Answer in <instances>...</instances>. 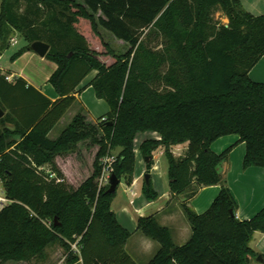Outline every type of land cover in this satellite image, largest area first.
<instances>
[{
	"label": "trees",
	"instance_id": "1",
	"mask_svg": "<svg viewBox=\"0 0 264 264\" xmlns=\"http://www.w3.org/2000/svg\"><path fill=\"white\" fill-rule=\"evenodd\" d=\"M0 1L2 46L15 31L25 40L9 61L37 40L48 42L46 57L58 66L49 81L59 94L52 101L25 79L12 83L0 71V106L8 110L0 119V181L11 200L0 209V260L29 261L57 241L69 264H136L124 250L131 232L112 208L119 186L108 193L109 185L100 187L97 179L101 157L120 147L114 173L131 184L136 135L153 131L161 138L139 146L148 173L154 152L163 147L170 192L188 195L182 207L192 234L178 245L156 214L139 216L138 230L161 245L148 264H251L260 255L249 243L255 231L264 232V207L250 219L236 216L239 205L222 172L236 144L221 153L213 144L238 135L246 144L243 167L264 168V82L249 75L264 55V15L250 13L241 0ZM217 11L228 23L215 19ZM101 27L128 43V50L115 49ZM94 70L90 84L110 106L101 117L106 119L91 124L80 113L50 139L75 102L76 87ZM89 136L100 149L93 175L77 189L39 169L48 165L64 179L56 156ZM185 142L187 152L176 156L172 147ZM210 185H220V192L199 214L186 201ZM142 193L150 201L159 198L152 179H144Z\"/></svg>",
	"mask_w": 264,
	"mask_h": 264
},
{
	"label": "crops",
	"instance_id": "2",
	"mask_svg": "<svg viewBox=\"0 0 264 264\" xmlns=\"http://www.w3.org/2000/svg\"><path fill=\"white\" fill-rule=\"evenodd\" d=\"M241 2L245 9L250 13L256 16L264 15V0H241ZM102 28H100V30L102 34L105 35ZM104 31L108 32L112 37H114V40L124 42L123 40L118 39L110 31L106 29ZM5 52L6 50L4 51V53L0 54V71L1 74L6 76V79L9 82L13 83L16 81V79L21 77L27 81V85L34 86L37 90H39L42 94H44L52 101H56L59 98L58 92L49 81L51 75L58 67L54 61L47 60L46 57L40 56V61L46 62V64H43L41 70L34 72L29 70V68L26 66L27 64L25 63L26 60L28 61L29 59L36 57L38 55L36 52H34L33 50H28L14 62H6L2 60ZM5 67L6 70H8L7 73L3 71L5 70ZM96 75L97 70L92 71L76 87V100L68 108L65 114L59 119L55 127L49 133L50 139H57L59 135L72 122L75 116L80 113L86 116L88 123L95 124L99 121V118L110 111L109 104L104 99H100L96 96L95 90L90 84ZM249 75L256 82H264V55L259 60V62L250 70ZM7 111L8 110H5V114ZM7 125L10 128H13L12 124ZM1 127L3 128V125L0 122V128ZM154 133L155 132L147 131L140 132L139 135H146L148 136L147 138H159V134L153 136ZM143 140L144 139H142V141ZM233 144H236V146L231 152L229 170L227 172V181L239 205L236 216L240 220H245L253 217L261 208L264 207V168L259 166H251L245 169L243 167V159L246 153V144L239 143L238 135L231 134L221 137L213 144V150L217 153H221ZM91 149L94 152L90 158L91 168L93 170H87L88 174L86 177H84V180L82 182L93 175L94 161L100 149V146L98 143H94ZM140 154H136V157L139 159V165L141 163L142 165H146L143 156L141 157ZM154 159H156V161L152 170H156L159 168L161 171L162 168H160V166L162 165L160 164L161 162L158 159L157 155L154 156ZM55 161L63 174L71 181L72 173L69 169V162L72 161V157L67 156L63 158V156L57 155ZM146 166H139L140 168L137 167L134 180L131 184L124 182L126 184L125 192L131 197L130 204H132L133 210L128 206L121 207L118 212L113 209L120 224L131 232L130 238L124 245V250L129 254L133 262H135L136 264H148L161 247L158 241L146 236L143 232L138 230L137 219L139 216L156 214L159 222L171 229L173 241L178 245L186 243L192 234L191 225L187 217L185 216L184 211L179 208H171L172 201H174L177 197H179L183 202L185 201V198H183V195H173L170 192L169 186L166 187V183H163V178L160 177L159 179L155 180V178L151 174L152 182L154 183V186H156V189L159 193V198L157 200L150 201L142 193L143 183L140 182V180L146 174ZM45 167L47 168L48 165H45ZM122 183L123 181H121L120 184ZM158 185L162 187V191L160 188H158ZM220 189V185H210L202 187L197 195L187 200L186 202L197 213H203L215 200L220 192ZM2 190L5 193L3 185ZM249 244L251 248H253L263 257V259H258V257L252 259L251 264H264V232L255 231ZM76 263L83 264L82 260Z\"/></svg>",
	"mask_w": 264,
	"mask_h": 264
},
{
	"label": "rangeland",
	"instance_id": "3",
	"mask_svg": "<svg viewBox=\"0 0 264 264\" xmlns=\"http://www.w3.org/2000/svg\"><path fill=\"white\" fill-rule=\"evenodd\" d=\"M77 1L83 2L84 0H77ZM23 9H24V7L20 11H22ZM215 19L217 21L223 22V23H228V21H229L228 17L222 11H217L215 13ZM102 30L105 33L104 37H105L106 41L112 43V45L114 46L115 49H117L119 51L128 50V48L130 46L128 43L116 41V40H114V37H112L108 32L104 31L105 30L104 28H102ZM161 42H162V37L159 38L154 43V46L157 49L161 48ZM24 43H25V40L23 39L22 34L19 31H15L10 35V37L8 39L7 48L2 46V42L0 40V54L4 53V51L6 50L2 60L8 62L11 54H13L14 51H16L19 48V46H21ZM46 59L51 60L47 57H46ZM40 60H41V57L37 55L36 57L29 59L28 61L26 60L25 64H27L26 66L29 68V70L35 72V71L41 70L43 64H46V62H43ZM2 63H3V61H2ZM0 65H1V63H0ZM167 70H168V66L165 65L163 67L162 71H163V73L166 74ZM3 71L6 73L8 72V70H6V67H5V70H3ZM163 84L165 85V89L170 88V86L166 83V81ZM0 103H2L1 97H0ZM105 119H106V117H104L102 119L99 118L98 122H100V120H105ZM86 122H87V118H86ZM98 122L95 124H98ZM145 132H147V131H145ZM150 132H153V131H150ZM157 134L158 133L155 132L153 136H156ZM147 137L148 136H146V135L145 136L139 135V133L136 135V138L134 141L136 154L141 153L139 146ZM159 138H161L160 135H159ZM142 139H144V140L142 141ZM93 145H94V142L92 141V137L89 136L85 139L80 140L76 144V148L74 150L69 151L67 153L58 154V155L63 156V158H65L67 156L72 157V161L69 162V169L72 173L71 174L72 180L70 181L64 174H63V178H64V183L68 184L69 186L73 187L74 189H77L83 183L82 181L84 180V177H86L88 174L87 170L88 169L91 171L93 170L91 168V159H90L91 155H93V153H94L93 150L91 149L93 147ZM99 146H100V144H99ZM108 147H110L109 144H108ZM187 149H188V143L187 142L177 144V145L172 147V151L174 152V154L176 156H181V155L185 154L187 152ZM120 150H121L120 147H117L114 149L109 148V150L106 152V154L101 157V159H100L101 163H102L103 158H106L107 156H110V157L113 156L114 157L113 160H115V162H114V167H115V164L119 160ZM140 155H141V157L143 156L142 153ZM156 155L161 162L160 164L162 165V166H160V168H162L161 169L162 176H161V171L159 168L156 170L151 169L150 172H151L152 176L155 178V180L159 179L160 177L163 178L162 179L163 183L164 184L166 183V187H168L169 186V184H168L169 183V181H168L169 180L168 179V162H167V158L165 155L164 148L161 147L158 150H156L154 152V156H156ZM230 157H231V154H230ZM138 160L139 159L137 158L136 169L139 166L140 167L146 166V165H142V163L139 165ZM154 160L156 161V159H154ZM145 163H146V161H145ZM229 164H230V160H229V163L224 164L223 168H222L223 178L226 181H227V172L229 170ZM163 171H164V173H163ZM147 172H148V169L146 168L145 173H147ZM82 175H84V176H82ZM122 181H123V183L119 185L117 195H116L115 200H114L113 205H112V208L114 210H116L117 212L123 206H128L129 208H131L133 210L132 204H130V198L131 197L129 196V194H127L125 192V189H126L125 179L123 178ZM140 182L144 183V177H142ZM1 183L2 182L0 181V192H3V190H2L3 183L2 184ZM227 183H228V181H227ZM153 185H154V183H153ZM158 186H159L158 188H160V189L162 188V187H160V185H158ZM154 188L158 192V190L156 189V186H154ZM161 191H162V189H161ZM186 196H188V195H183V198H186ZM182 203H183V201H181V199L179 197H177L174 201H172L171 208H176V209L179 208V209H182L184 211V209L182 207ZM184 214H185V212H184ZM0 264H69V263L67 262V255H66L65 249L60 245L59 242L55 241L46 247L45 252L42 256L35 257V258L30 259L29 261H23V262L22 261H14V260H9V261L4 262V261L0 260ZM74 264H77V263H74Z\"/></svg>",
	"mask_w": 264,
	"mask_h": 264
},
{
	"label": "built area",
	"instance_id": "4",
	"mask_svg": "<svg viewBox=\"0 0 264 264\" xmlns=\"http://www.w3.org/2000/svg\"><path fill=\"white\" fill-rule=\"evenodd\" d=\"M114 157L113 156H107L106 158L102 159V172L98 178V182L100 187L103 186H107L110 185V180H111V176L115 171V167H114V162L115 160H113ZM40 170H46L49 173V177L50 178H55L58 182H62L64 179L60 178L56 172H54L52 169L50 168H46L45 166H41L39 168ZM11 202V200L6 196V194L4 192H0V209H2L3 207H5L6 205H8ZM72 249L74 251H79V246L77 244V242L72 243Z\"/></svg>",
	"mask_w": 264,
	"mask_h": 264
},
{
	"label": "water",
	"instance_id": "5",
	"mask_svg": "<svg viewBox=\"0 0 264 264\" xmlns=\"http://www.w3.org/2000/svg\"><path fill=\"white\" fill-rule=\"evenodd\" d=\"M50 44L48 42L42 41V40H37L31 44V50L36 52L39 56L41 57H46L49 50H50ZM5 115V110L0 106V118L4 117ZM150 159V158H148ZM151 173H146L144 175V179L147 184L151 182ZM121 183V179L119 176L115 173L112 174L111 180H110V185L109 188L107 189L108 193H114L116 192L118 186ZM258 259H263V257L260 255L258 256Z\"/></svg>",
	"mask_w": 264,
	"mask_h": 264
}]
</instances>
